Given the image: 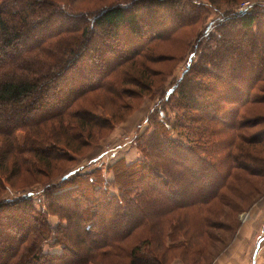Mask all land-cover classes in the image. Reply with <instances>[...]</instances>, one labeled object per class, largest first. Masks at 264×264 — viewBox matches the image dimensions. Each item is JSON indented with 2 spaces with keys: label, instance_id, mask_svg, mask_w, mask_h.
<instances>
[{
  "label": "trees",
  "instance_id": "16d2710c",
  "mask_svg": "<svg viewBox=\"0 0 264 264\" xmlns=\"http://www.w3.org/2000/svg\"><path fill=\"white\" fill-rule=\"evenodd\" d=\"M209 1L220 8L239 0ZM179 4L132 0L71 13L49 0H0V193L52 178L62 161L124 118L143 92L132 86L150 91L147 51L184 20L150 30L146 17L178 18ZM226 15L205 29L216 41L212 60L197 64L193 51L145 119L151 130L136 139L137 162L66 173L38 203L28 195L0 199V264H170L179 252L201 249L211 218L224 214L213 205L248 209L227 200L243 173L264 168V130L250 132L262 123L252 111L264 104V6ZM257 197L241 200L251 206ZM51 216L62 222L54 226Z\"/></svg>",
  "mask_w": 264,
  "mask_h": 264
},
{
  "label": "rangeland",
  "instance_id": "374dc122",
  "mask_svg": "<svg viewBox=\"0 0 264 264\" xmlns=\"http://www.w3.org/2000/svg\"><path fill=\"white\" fill-rule=\"evenodd\" d=\"M54 5L59 6L64 12L81 11V10H98L106 8L110 5H128L132 0H49ZM173 1V0H168ZM180 13L178 18L160 17H146L149 21L150 30L161 20H165L169 24H176L175 21L184 20L181 26L177 24V30L173 35L166 39L154 41L152 46L147 51V66L152 68L153 72L149 74L148 79L151 82V89L147 91L145 86L135 87L143 91L129 101L133 104L129 112L125 113L122 120L116 123L114 129L107 130V132L99 133L94 139V142L82 149L78 154H73L74 160L70 162L62 161L57 170L52 174V178H39L37 181L34 178H29L19 186L9 187L4 193H0L2 198H17L28 195L35 203L42 199V193L48 184L59 183L63 175L67 174H84L97 171L99 169H107L108 165L119 163L124 167L129 164L137 162L142 156L141 149L138 147V135L146 134L151 130L148 122L145 120L154 107L161 102L163 94L171 88L181 77L183 71L194 57L193 51L197 52L195 61L197 64H206V60L211 58V46H215L216 41L207 40L205 29L211 21L221 17L227 16V11L242 10L246 4L264 6V0H239L236 4L219 3V7L210 3L209 0H179ZM208 4V10H195L197 4ZM249 6V5H248ZM249 8V7H247ZM246 8V9H247ZM164 12V9H162ZM181 18V19H180ZM176 19V20H173ZM190 19L191 22L187 21ZM168 24V25H169ZM58 28V26H57ZM215 34H219L218 29L215 28ZM242 31H238L233 39H237ZM151 36V35H150ZM125 40L131 39L130 34L123 36ZM131 42V41H128ZM133 42V41H132ZM89 54L85 60H90ZM201 77L208 80V77ZM135 93V92H134ZM252 111L254 115H262V123L257 124L250 129L251 134L264 130V104L259 105ZM110 112V111H109ZM97 131V130H96ZM99 132V131H97ZM252 148V147H251ZM125 168V167H124ZM253 168L251 173H243L241 182L238 183L236 194L234 197L228 198V204L232 207L233 203L248 209L235 213L229 207L217 204L211 207V211H224L223 215L212 217L209 234L204 240H197L196 248H201L196 253L191 251L190 255L180 253L176 256L170 264H217L220 258H228L229 264H249L252 251L255 247L256 240L264 235V173H261L262 168ZM256 170V171H255ZM252 172V173H253ZM107 177L109 180L115 179L113 171L107 170ZM119 180L122 178L119 176ZM252 193L256 195V199L251 206L247 205L241 196ZM245 194V195H244ZM228 195L230 193L228 192ZM249 206V207H248ZM219 209V210H218ZM221 211V212H222ZM51 222L55 226L62 222L57 216H51ZM152 244L151 247L155 250L157 255L164 254L163 249L157 246L155 249ZM62 248L57 247L53 252H61ZM124 256V255H123ZM184 257V260L182 259ZM116 261V262H114ZM110 264H128V259L117 258ZM260 264H264V244L263 251L260 258Z\"/></svg>",
  "mask_w": 264,
  "mask_h": 264
},
{
  "label": "crops",
  "instance_id": "0c3cea01",
  "mask_svg": "<svg viewBox=\"0 0 264 264\" xmlns=\"http://www.w3.org/2000/svg\"><path fill=\"white\" fill-rule=\"evenodd\" d=\"M264 235L256 240L255 247L252 251L249 264H260V258L263 251ZM217 264H229L228 258H220Z\"/></svg>",
  "mask_w": 264,
  "mask_h": 264
},
{
  "label": "built area",
  "instance_id": "2783aa9c",
  "mask_svg": "<svg viewBox=\"0 0 264 264\" xmlns=\"http://www.w3.org/2000/svg\"><path fill=\"white\" fill-rule=\"evenodd\" d=\"M250 6H251L250 4H246V5L243 6V9H246L247 7H250Z\"/></svg>",
  "mask_w": 264,
  "mask_h": 264
}]
</instances>
